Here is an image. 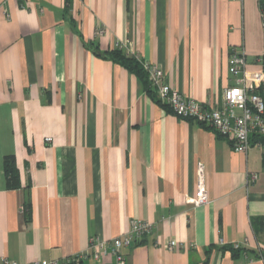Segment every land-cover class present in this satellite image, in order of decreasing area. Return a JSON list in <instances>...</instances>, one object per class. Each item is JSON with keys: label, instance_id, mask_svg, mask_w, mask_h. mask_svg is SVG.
<instances>
[{"label": "crops", "instance_id": "0c3cea01", "mask_svg": "<svg viewBox=\"0 0 264 264\" xmlns=\"http://www.w3.org/2000/svg\"><path fill=\"white\" fill-rule=\"evenodd\" d=\"M115 47L217 106L232 48L264 70V19L259 0H0V264H115L131 219L152 231L121 247L125 264H264V151L175 115ZM200 168L209 202L192 206Z\"/></svg>", "mask_w": 264, "mask_h": 264}, {"label": "built area", "instance_id": "2783aa9c", "mask_svg": "<svg viewBox=\"0 0 264 264\" xmlns=\"http://www.w3.org/2000/svg\"><path fill=\"white\" fill-rule=\"evenodd\" d=\"M97 33L103 34L104 30L98 29ZM139 61L150 86L155 91L156 98L169 107L175 115L209 126L215 133L225 137L235 152H245L251 145L260 147L264 151V70L247 71L245 69V54L242 49L237 51L232 48L231 50L228 60L231 85L223 89L221 102L217 106L182 95L164 82V72L160 67L140 59ZM44 141L50 142L51 138L45 137ZM208 202L209 197L200 168L196 190L188 198V203L192 206H199ZM151 231V223L131 219L127 231L110 241L109 247L114 255L115 264H125L124 256L121 253L123 245H129L133 239L148 235ZM177 245L176 241H169L167 248L173 250ZM106 246L107 243L104 241L90 240V247L94 250L95 258L106 251ZM232 247L238 248L239 246L234 244ZM84 258L83 254H74L56 260H35L29 264H77ZM261 259L264 262L262 255ZM4 264L20 263L4 259Z\"/></svg>", "mask_w": 264, "mask_h": 264}, {"label": "trees", "instance_id": "16d2710c", "mask_svg": "<svg viewBox=\"0 0 264 264\" xmlns=\"http://www.w3.org/2000/svg\"><path fill=\"white\" fill-rule=\"evenodd\" d=\"M259 4H260L262 15L264 17V0H259ZM108 57L124 65L129 70L136 72L139 75V77L142 79L143 84H144V89L147 92V94L157 99L155 91L150 86L149 81L147 79V75L144 69L142 68L139 59L135 55L125 53L120 47H115L108 51ZM262 62L264 65V54L262 56ZM3 167H4V173L7 178L8 186H12V187L17 186L19 182H18L16 167L14 164V159L12 156L4 157ZM261 255L264 257V253Z\"/></svg>", "mask_w": 264, "mask_h": 264}, {"label": "water", "instance_id": "95a60500", "mask_svg": "<svg viewBox=\"0 0 264 264\" xmlns=\"http://www.w3.org/2000/svg\"><path fill=\"white\" fill-rule=\"evenodd\" d=\"M263 99H264V93H263Z\"/></svg>", "mask_w": 264, "mask_h": 264}]
</instances>
